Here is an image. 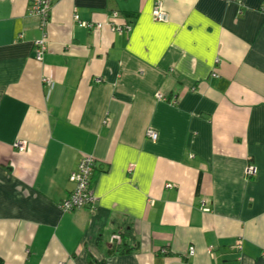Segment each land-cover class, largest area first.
<instances>
[{
    "label": "crops",
    "instance_id": "obj_1",
    "mask_svg": "<svg viewBox=\"0 0 264 264\" xmlns=\"http://www.w3.org/2000/svg\"><path fill=\"white\" fill-rule=\"evenodd\" d=\"M29 3L0 0V264H264V0H54L44 30Z\"/></svg>",
    "mask_w": 264,
    "mask_h": 264
},
{
    "label": "built area",
    "instance_id": "obj_2",
    "mask_svg": "<svg viewBox=\"0 0 264 264\" xmlns=\"http://www.w3.org/2000/svg\"><path fill=\"white\" fill-rule=\"evenodd\" d=\"M54 0H30L29 9L27 11V15L29 17L36 18L38 20V27L41 30H44L46 23L49 20V12L53 5ZM152 17L157 22H167V15L162 10L161 3L159 1H155L152 7L151 12ZM118 15L116 13H112L113 19L117 18ZM75 20H77V15H75ZM110 30L113 33H122V32H130L131 27L127 25H114V23L108 24ZM79 27H84L87 29H91L93 26L97 28H102V24L94 25L90 22H78ZM46 51L45 42L43 40H38L35 42L34 49V59L37 61H41ZM218 60L215 61V64L218 65ZM213 77L216 76L215 73L212 74ZM42 84L45 85L46 89V100L49 99L52 90L53 83L50 80L43 78L41 80ZM158 99H161V95H156ZM146 137L151 141H156L157 133L153 129H147ZM25 142L17 141L13 148L22 153L25 151ZM95 161L93 157L86 156L82 158L76 169L72 171L68 177V181L73 184L74 188L69 193V195L58 205L59 209L63 212H70L75 209H81L84 207H93L95 205L96 198L94 197V191L91 186V176L93 171V165ZM256 169L254 166H248L245 169L244 175L247 178H251L255 175ZM189 256L193 254V248L189 249Z\"/></svg>",
    "mask_w": 264,
    "mask_h": 264
},
{
    "label": "trees",
    "instance_id": "obj_3",
    "mask_svg": "<svg viewBox=\"0 0 264 264\" xmlns=\"http://www.w3.org/2000/svg\"><path fill=\"white\" fill-rule=\"evenodd\" d=\"M30 5V3H29ZM29 9V8H28ZM94 167V165H93ZM119 239L120 240H117V239H114L112 241V243L110 244L111 246V251L112 252H115V253H119L120 254H125V253H130L132 252L133 250L137 249V244L135 243V241H132V240H125V242L122 244V236L119 235ZM160 254L163 255V256H167V255H170V252H169V249L167 248H162L160 250ZM91 264H102L101 262H97V261H92L90 262Z\"/></svg>",
    "mask_w": 264,
    "mask_h": 264
}]
</instances>
